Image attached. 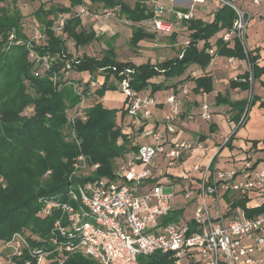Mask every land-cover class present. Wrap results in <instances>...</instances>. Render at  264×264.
I'll return each mask as SVG.
<instances>
[{"label": "trees", "instance_id": "trees-1", "mask_svg": "<svg viewBox=\"0 0 264 264\" xmlns=\"http://www.w3.org/2000/svg\"><path fill=\"white\" fill-rule=\"evenodd\" d=\"M17 1L0 0V241H8L15 232H25L28 229V239L32 246L52 249L50 230L60 212L54 210L51 215H39L43 206L40 199L58 197L68 200L71 183L112 176L120 158L136 148L132 138L123 133L120 126L125 113V101L123 100L122 108H110L102 100L107 91L119 90V86L110 81L112 75L121 80V72L131 68L133 89H146L153 95L164 89L176 88L187 80H194L195 92L209 93L213 90V76L203 73L193 77L187 74V69L193 64L206 69L212 60L207 49L212 45L217 47L220 56L248 61L249 70L232 78L229 81L230 87L251 90L253 82L261 80L264 74V66L258 64L259 48H245L237 38L232 46L223 42L220 36L214 43L211 42L216 34L232 27L236 14L229 6L215 10L211 21L204 20L202 16L205 17L206 13L201 15L200 11V17L185 20L183 23L190 30V40L175 56L137 64L132 60L117 59L112 45L101 56L87 53L74 56L68 49L67 39L80 47L89 45L100 37L94 28L84 27L81 14L75 10L77 7L86 4L101 5L106 10H118L127 20L137 24L149 20L155 14L154 9L148 7V0H135L133 5L127 0H69V5L51 4L49 7L41 4L34 12L46 37L41 43L31 42L26 34L23 27L24 15L17 6ZM59 15H64L61 34L55 29ZM63 34L67 35V39ZM155 36L156 33L144 26L134 25L129 44L138 49L141 41ZM31 50L35 51L39 59L30 56ZM45 57L49 67L41 70L40 66H45ZM68 63L70 69L88 72L94 78L99 72L106 79L91 93L89 83L84 82L83 78L75 80L65 77L63 68ZM160 77V80H155ZM178 78L181 79L174 81ZM261 83L264 86V80ZM74 84L83 86V93L86 95L98 96L99 99L91 102L89 97L85 108L86 118L76 117L72 123L69 111L81 100V94ZM259 100L260 96L253 92L249 97L238 100H232L227 92L216 95L217 105L231 106L234 112L231 120L235 121L236 126L213 157L211 170L215 169L221 149L225 146L230 149L234 147L232 140L235 134L245 125L251 108ZM260 106L264 107V100H261ZM28 107L33 108L30 115L25 114ZM244 113L245 118L239 123ZM210 130L215 131L214 123L210 124ZM206 137L205 134L200 135L202 140ZM131 142L134 146H130ZM259 142L252 140V147H256ZM261 150L264 153V140ZM80 154H84L89 160L88 176H72L73 164ZM263 160L264 156L256 159L253 167ZM96 163L99 166L93 168ZM249 200L247 196L233 200L228 198L230 209L227 214L237 207H241L248 217L264 213V202L248 206ZM183 213L184 208L175 209L165 221L178 220ZM177 260V256L171 252L157 250L150 255H141L139 264H177ZM27 262L38 264L37 258L27 250H24L21 257H15L16 264ZM62 264L100 263L77 252L69 254Z\"/></svg>", "mask_w": 264, "mask_h": 264}, {"label": "built area", "instance_id": "built-area-1", "mask_svg": "<svg viewBox=\"0 0 264 264\" xmlns=\"http://www.w3.org/2000/svg\"><path fill=\"white\" fill-rule=\"evenodd\" d=\"M168 1L172 4L158 5L159 0L147 1V4L153 2L155 6V14L149 21L157 34L171 35L178 31L177 24L184 25L185 20L200 17V6L211 3L216 10L229 6L236 14L232 27L222 30L219 35L223 42L232 46L237 38L247 48L251 15L241 4L244 0ZM251 1L256 5L261 2ZM63 23L62 19L61 25ZM207 50L212 56L211 64L215 63L219 56L217 47L212 45ZM30 56L39 59L34 50H31ZM235 59L228 57V62L232 63ZM43 64L49 67L47 57ZM69 69L68 63L63 71ZM132 72L131 68H126L121 72V80L112 75L110 81H114L124 95L125 113L120 126L122 132L132 138L136 148L120 158L112 176L71 183L68 200L42 197L43 206L39 215L48 216L54 210L60 212L50 230L53 248L32 246L27 232H15L10 240L3 242L4 249L9 250L7 255L2 254L6 259L4 264H16L15 257H21L24 250L36 257L38 264H62L69 254L77 252L94 258L100 264H139L141 255H150L157 250L177 256V264L182 258H187L192 264L264 263V256L253 257L256 248L264 245V213L248 217L241 207H237L228 214L220 209L214 214L209 202L210 196L215 201L229 191H236L240 196L262 191L264 168L253 167V163L248 161L243 171L211 170L214 155L206 166H194L195 170L201 171L197 180L193 175H186L179 188L172 180L161 181L172 169L181 166L188 152L204 148V143L201 139L193 141L179 135L183 113L180 94L172 91L166 96L163 104L167 111L162 120H157L155 110L160 102L149 90L133 89ZM203 73L204 70L199 68L189 72L193 77ZM100 74L95 78L89 74L84 79L89 83L91 93L106 79L104 74ZM74 87L81 94V100L69 111L72 123L76 117L86 118L88 98L93 96L83 93V86L74 84ZM262 91L264 94V87ZM207 107V103L203 105L204 109ZM201 115L205 119L211 117L207 110ZM244 116L245 113L239 123ZM225 139L227 141L228 137ZM73 166L72 176L90 174L89 160L84 154L77 157ZM98 166L99 163H96L93 168ZM163 184L175 185L174 191H164ZM178 198L183 201L180 208L184 211L187 206H192V216L165 221L173 210L179 209Z\"/></svg>", "mask_w": 264, "mask_h": 264}, {"label": "crops", "instance_id": "crops-1", "mask_svg": "<svg viewBox=\"0 0 264 264\" xmlns=\"http://www.w3.org/2000/svg\"><path fill=\"white\" fill-rule=\"evenodd\" d=\"M241 4L251 15L246 38L247 48H259L260 57L258 59V64L260 66H264V0H261L260 4L258 5L254 4L251 0H244L241 2ZM201 7L204 6H200V8ZM205 13L207 14V11L202 14ZM202 17L205 20V17ZM210 17L208 19L209 21L213 19L214 13H212ZM220 33L221 32L218 34L220 35ZM214 38L215 37L211 38L212 43H214L218 37L213 40ZM194 68L202 69L200 66L193 64L187 69V74H189L190 70ZM203 70L204 73H208L213 76V90L209 93L195 92L194 80H187L183 83H180L176 88L172 87L170 89L158 91L154 94V96L160 102L158 108L155 110V118L157 120H162L164 118V114L167 111L166 105L163 104L166 96L172 91H175L183 98V113L180 118L179 135L182 138L193 141L200 139L201 134H205L207 136L205 139H201V141L204 143V148H195L188 152L185 155L181 166L172 169L167 177L161 179L163 182L168 180L174 181L176 185L174 186L178 188L185 181L184 176L186 175H193L196 180L199 178L201 171L195 170L194 166H206L215 153L220 149V145L223 144V140L236 126L235 121L231 120V117L234 114V112L231 110V106L227 104L217 105L215 103L216 95L218 93L225 94L227 92L232 100H238L249 97L250 93L253 92L254 94L259 95L261 100H264V94L262 91L264 86L261 83V80H264V74L261 76V80H256L253 83L251 90H244L239 87L232 88L229 85V81L232 78L249 70L248 61L246 59L236 58L232 63H230L228 62L227 56L219 55L216 58L215 63H210V65ZM77 73L80 72L77 71ZM81 73L83 74L84 72ZM180 79L181 78H178L174 81H178ZM185 90H187V92H185ZM117 91L119 90L114 91V93H118ZM107 93L109 95L112 94L113 91H107L106 94ZM121 96L124 100V95L122 94ZM261 100L257 101V103L251 108L245 125L240 127L235 134V137L232 140L234 147L230 149L229 147L225 146L221 149L220 153L218 154L219 157L217 158L215 169H235L237 171H243L246 166L245 163L249 161L247 160L248 156H252L253 153H256L257 155H255V157H262L260 156V154H262V151L260 150L263 147L264 140V107L260 106ZM206 103L208 104V107L207 109H204L203 105ZM204 110H207L211 115L209 119L202 117L201 113ZM211 123H214V132H211L210 130ZM221 124L226 126L227 135H224L223 137L220 135L219 139L217 140L213 139V136H218L217 132H220ZM252 140H259L260 142L256 147H252ZM255 160L256 159L253 158V160L250 162L254 163ZM263 162L264 160L260 162L256 168H260V165ZM238 196L240 197V194L236 191H229L221 198H216L215 201L214 198L210 196L209 202L211 203L213 213L216 214V211L219 209L222 212L227 213L230 209V201H228V198L233 200ZM247 197L250 199L247 203L248 206L260 205L264 202V189L260 192L250 193ZM259 197L263 198V200L258 201L257 199ZM177 202L178 207H182L183 201L181 198H178ZM195 202L196 200L194 199V204ZM190 208L191 214L186 218H190L193 214L192 206H190ZM246 243L250 244L251 241H246ZM262 256H264V245L258 246L256 248V252L253 257L261 258Z\"/></svg>", "mask_w": 264, "mask_h": 264}, {"label": "rangeland", "instance_id": "rangeland-1", "mask_svg": "<svg viewBox=\"0 0 264 264\" xmlns=\"http://www.w3.org/2000/svg\"><path fill=\"white\" fill-rule=\"evenodd\" d=\"M130 4H134L135 0H127ZM172 4L171 1L168 0H159L157 3L158 5ZM17 6L22 11L24 18H23V27L26 34L30 37L33 42H44L43 40L46 38L45 34L43 33V26L41 23L36 19L34 16V12L39 8L41 4H45L46 7H49L51 4H62V5H69V0H18ZM149 8L154 9L153 2L147 4ZM82 18H83V25L85 28H94L100 37L97 40H94L91 44L86 46L76 47L74 42L71 39H67V35L63 34V37L67 39V46L69 51L74 55H82L83 53H87L89 55L101 56L105 50L112 45L116 51L117 59L122 61L132 60L137 64L142 62L151 61L157 62L159 60H164L165 58H170L175 56L179 50L186 45V41L190 40V30L184 26L177 24L176 31L173 35H164V34H157L153 27L150 24L149 20L142 21L140 23L134 24L131 21L127 20L124 15H121L118 10H106L101 5L97 4H86L81 7L75 8ZM209 10V12H208ZM200 14L207 11L205 14V20H208L212 13L215 11L213 4L207 3L204 7L199 9ZM202 15V14H201ZM64 15H59L56 18L55 22V29L58 34H61V21ZM211 18V17H210ZM134 25H141L144 26L147 30L156 33V36L153 39H146L140 42V47L138 49H134L129 44L130 36L132 33V28ZM219 34H216L213 40H215ZM212 40V41H213ZM45 66L41 65L40 69L43 70ZM97 72V76L101 75ZM89 76L88 72L85 73H77V71L73 69H69L65 72V77L73 78L75 80L78 79H86ZM96 76V77H97ZM99 77V76H98ZM161 78H155V80H160ZM100 80L102 78L100 77ZM254 83V82H253ZM120 92L122 93L121 89L119 88ZM165 90V89H164ZM118 93L112 94H105L103 98V102L109 106L110 108H122L123 107V97L122 94L117 91ZM98 96H91V102H95ZM33 113V108L28 107L25 110V114ZM234 129L232 130V132ZM230 132V134L232 133ZM218 136H213V139H219V136L222 137L227 135V129L224 124L220 126V132H217ZM229 134V135H230ZM228 135V136H229ZM227 136V137H228ZM226 142V139L223 140V143ZM130 146H134L132 142ZM259 151V150H256ZM262 151V150H260ZM256 153H253L252 156H248L247 160L251 161L254 159H258L260 157H255ZM260 156H264L262 154ZM219 157V156H218ZM217 157V158H218ZM260 168H264V162L260 165ZM164 185V191L166 192H173L175 187L172 185ZM239 197V196H238ZM236 197V198H238ZM234 198V199H236ZM258 201L263 200V198L259 197ZM191 214L190 206H187L183 215L187 217ZM25 232L29 234L30 230L25 229ZM3 242L0 241V264L6 263V259L3 255H7L9 250L4 249ZM3 254V255H2ZM187 258H182L180 264H188ZM46 264V263H45ZM195 264V263H194Z\"/></svg>", "mask_w": 264, "mask_h": 264}]
</instances>
